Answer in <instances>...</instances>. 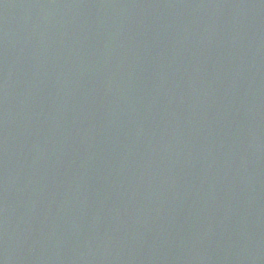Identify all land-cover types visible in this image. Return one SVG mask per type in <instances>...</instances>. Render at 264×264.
I'll list each match as a JSON object with an SVG mask.
<instances>
[{"label":"water","instance_id":"1","mask_svg":"<svg viewBox=\"0 0 264 264\" xmlns=\"http://www.w3.org/2000/svg\"><path fill=\"white\" fill-rule=\"evenodd\" d=\"M0 264H264V0H0Z\"/></svg>","mask_w":264,"mask_h":264}]
</instances>
